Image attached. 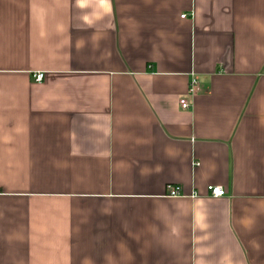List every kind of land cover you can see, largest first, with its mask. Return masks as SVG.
I'll use <instances>...</instances> for the list:
<instances>
[{"label":"crops","instance_id":"0c3cea01","mask_svg":"<svg viewBox=\"0 0 264 264\" xmlns=\"http://www.w3.org/2000/svg\"><path fill=\"white\" fill-rule=\"evenodd\" d=\"M0 264H264V0H0Z\"/></svg>","mask_w":264,"mask_h":264},{"label":"built area","instance_id":"2783aa9c","mask_svg":"<svg viewBox=\"0 0 264 264\" xmlns=\"http://www.w3.org/2000/svg\"><path fill=\"white\" fill-rule=\"evenodd\" d=\"M187 15H183L182 17H186ZM35 81L40 82L43 80L44 78V73H37L34 75ZM199 81L197 80L196 76H193L191 82H190V86H189V95L194 96L198 91H199ZM180 105L183 109H189L191 107L190 102L188 101V99L186 98H182L180 100ZM199 165V163H197V166ZM208 193L209 195L213 196V197H223L226 195V191L224 187L221 186H217V185H209L207 187ZM167 195L169 197H182L185 196L182 193V188L180 186L177 185H173V184H169L167 185ZM192 198H196L198 197L197 193L192 194L191 196Z\"/></svg>","mask_w":264,"mask_h":264}]
</instances>
